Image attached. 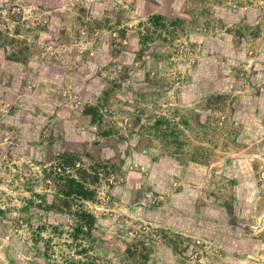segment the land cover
<instances>
[{"label":"rangeland","instance_id":"374dc122","mask_svg":"<svg viewBox=\"0 0 264 264\" xmlns=\"http://www.w3.org/2000/svg\"><path fill=\"white\" fill-rule=\"evenodd\" d=\"M0 264H264V0H0Z\"/></svg>","mask_w":264,"mask_h":264},{"label":"trees","instance_id":"16d2710c","mask_svg":"<svg viewBox=\"0 0 264 264\" xmlns=\"http://www.w3.org/2000/svg\"><path fill=\"white\" fill-rule=\"evenodd\" d=\"M90 191L86 190L85 187H83L80 184H75L74 186H69V189L67 192L64 193L65 196L69 197L72 195H77L81 198L88 199L89 198ZM81 220L88 223V226L91 228L92 222L94 217L88 213H82L81 214Z\"/></svg>","mask_w":264,"mask_h":264}]
</instances>
